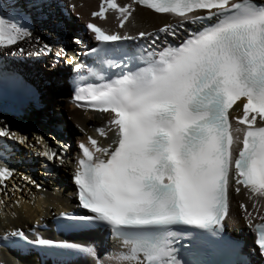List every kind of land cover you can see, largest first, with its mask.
Wrapping results in <instances>:
<instances>
[{
  "label": "snow or ice",
  "instance_id": "6c2138e0",
  "mask_svg": "<svg viewBox=\"0 0 264 264\" xmlns=\"http://www.w3.org/2000/svg\"><path fill=\"white\" fill-rule=\"evenodd\" d=\"M137 6L174 22L130 34L126 22L135 27ZM108 13L119 30L106 27ZM90 16L85 28L95 46L85 64L41 44L30 14L9 0L0 5V53L23 56L21 45L36 39L28 54L53 56V67L60 60L71 65L73 103L103 116L92 133L81 128L84 138L75 142L71 179L84 214L61 210L58 227L65 233L107 230L116 246L101 255L94 243L43 238L35 229L30 238L19 227L4 231L0 241L39 248L54 264H71L74 256L92 264H200L184 257L213 245L240 254V242L223 235L236 193L251 201L240 208L264 258V0H99ZM141 39L139 47H125ZM74 43L84 41L77 35ZM0 77L19 82L2 67ZM46 136L25 135L0 121L4 197L24 191L7 190L14 170L4 163L12 154L4 141L63 166L70 146ZM184 239L192 248L182 253Z\"/></svg>",
  "mask_w": 264,
  "mask_h": 264
},
{
  "label": "bare ground",
  "instance_id": "6f19581e",
  "mask_svg": "<svg viewBox=\"0 0 264 264\" xmlns=\"http://www.w3.org/2000/svg\"><path fill=\"white\" fill-rule=\"evenodd\" d=\"M16 1H19V7L30 14L33 37L38 38L41 44L49 43L53 46L54 50L64 49L69 57H74L80 50L79 45L74 43V38L77 36L76 31L79 28L78 26L85 24L89 19H93L90 13L97 9L99 3V0H67L68 5H76V8L73 10L71 7L64 12L62 7L59 6V3L64 0H46L41 3L38 0ZM120 2H123V0H120ZM58 8L61 12L58 10L57 13H55L56 11H54V9ZM77 14H79V18ZM67 18H69V20ZM174 19V17L167 14H156L148 9L137 6L135 11V27L127 24V22L126 27L130 34H134L139 30L150 31L152 28L160 27L165 23H173ZM58 20H62L63 22L58 24L55 22ZM106 27L119 30L117 29V22L111 13L107 14ZM44 30H47V33L52 35L45 36L43 34ZM21 46L26 49L23 56L5 55L2 53H0V56L8 63L16 64L18 69L24 72L36 74V78L38 76V79L46 78L51 80V77L54 76V80L56 81H54L53 86L60 89V85L56 84L59 83L56 73L67 71V69H65L66 67L62 66L63 61L60 60L56 62L55 67H53V56H40L52 63V68L50 67L49 69H54L55 75H53L51 71L43 72L37 68V63L31 64L29 62L32 61L34 57L39 59L38 56L28 55L29 52L35 51L36 47H38L37 40L32 39L23 43ZM73 52H75V54ZM25 60L28 63L26 62V64L23 65V61ZM29 82L34 84V89L31 90V92L38 88L35 81L30 79ZM50 101L54 102L55 106L60 109V116L58 113L53 114L51 111L43 116L41 113L43 110L40 111L39 106L28 101L23 102L20 108L7 102H0V121L7 123L13 131H19L25 135L31 134V136H43L46 133V138L49 137V135L47 133V127L43 126L44 124L49 127L55 125L56 128L57 126H63L64 130L52 131L51 134L53 139L60 140L62 144H65V137L74 134L77 140L83 139L84 133L80 131L81 128L84 129V132L92 133L94 128L99 126L100 122L103 120V116L99 113L84 114L82 109L70 105L69 96L63 91L59 94H52L50 96ZM89 116L93 119L89 120ZM4 142L9 145L12 154H15L16 157L20 156L22 159L19 162L18 160L12 159V156H10L8 160L4 161L8 167L14 170V175L7 181V190L11 193L14 191L13 185H16L17 188H23L24 191H15V195L10 196L8 199L10 201L8 202L7 197H4L3 193L0 192V199H5L7 202V206L0 205V234L17 227L26 232L27 229L33 228L37 224V221H48L52 214L60 212L61 210H69L76 206V197L74 195L76 190L71 175L74 166L72 160L77 151H75V153L74 150H70L72 149L70 148L65 164L63 166H54L43 157L36 156L27 146L13 144L11 141L7 140ZM33 167L39 168L41 171L40 176H33ZM69 175L70 180H68ZM20 176L31 177L42 187L37 189L30 184H26L25 186L21 184L23 186L21 187ZM17 199L21 201L20 205H16L15 201ZM241 203H244L247 207L251 204V201L247 200L243 195L232 193L227 222L231 227L241 230L242 235L247 239L246 250L250 251L253 247L252 242L254 234L250 231L243 219V210L240 208ZM36 233L43 238L47 237L52 239L74 240L81 243H94L97 251L101 255L112 250L116 246L113 240L109 241V239H107L105 231L100 229L77 234H66L56 231L54 227L50 225L48 230L36 231ZM254 258L257 264L259 256L255 255ZM0 264H52V262L48 259H40L35 253L30 251L27 255H21L20 253L0 245ZM71 264H92V261L79 257L78 259L72 260Z\"/></svg>",
  "mask_w": 264,
  "mask_h": 264
},
{
  "label": "rangeland",
  "instance_id": "374dc122",
  "mask_svg": "<svg viewBox=\"0 0 264 264\" xmlns=\"http://www.w3.org/2000/svg\"><path fill=\"white\" fill-rule=\"evenodd\" d=\"M59 10V8L58 9H54V11H56L55 13H57V11ZM60 11V10H59ZM61 12V11H60ZM59 12V13H60ZM57 15V14H56ZM59 21V20H58ZM58 21H55L56 23H60V22H63L62 20H60L59 22ZM52 32V31H51ZM43 34L45 35V36H51L52 34H48L47 33V30L45 31L44 30V32H43ZM24 63H23V65L24 64H26V60L25 61H23ZM31 64H36V63H33V61H29ZM28 63V62H27ZM62 65V64H61ZM40 66V65H39ZM38 66V63H37V68L39 69V70H41V71H43V72H47L44 68H41V66L39 67ZM63 66V65H62ZM64 67V66H63ZM66 69V68H65ZM30 74H31V76H32V78H30L32 81H35L36 82V84L38 85V88L37 89H39V90H34L33 92H30V93H32L33 95H29L28 97H29V99H27V101L28 102H32V103H34L35 105H37V106H39V110L40 111H42L41 113L43 114V116H45V115H47L50 111L54 114H59V116H60V109L59 108H57L56 106H55V103L54 102H51L50 101V96L52 95V94H56L55 92L57 91V90H59L60 92L59 93H61L62 91H64L66 88H65V86L63 87L62 86V84H61V80H59V83H56V84H59L60 85V89H58L57 87H55V86H53V83H54V81H56V80H54V81H51L50 79H46V78H41V79H38V76H37V78H36V74H34V73H32V72H30ZM57 75H59V73H56ZM58 79H59V77H58ZM39 80V81H38ZM45 80H47V81H50V82H52L51 83V85L53 86H51V85H46L44 82H45ZM49 97V98H48ZM26 102V101H25ZM48 104V105H47ZM67 123V122H66ZM44 127H47V129H48V127L49 126H47L46 124H44L43 125ZM50 137V136H49ZM65 142V141H64ZM66 144V143H65ZM74 146H75V143H74ZM72 144H71V146H70V148H72V149H70V150H74V147ZM12 156V159H14V160H18L19 162L22 160L21 159V157L19 158V157H16L15 156V154H12L11 155ZM15 156V157H14ZM17 158V159H16ZM33 176H40V174H41V171L39 170V168H37V167H33ZM21 180V183H20V185L22 184L23 186H25L27 183L22 179V177L20 176L19 177ZM68 180H70V175L68 176ZM21 185V187H23ZM9 199V197H7V202L8 201H10V200H8Z\"/></svg>",
  "mask_w": 264,
  "mask_h": 264
},
{
  "label": "water",
  "instance_id": "95a60500",
  "mask_svg": "<svg viewBox=\"0 0 264 264\" xmlns=\"http://www.w3.org/2000/svg\"><path fill=\"white\" fill-rule=\"evenodd\" d=\"M64 93H66V91H63ZM66 95H68L67 93H66Z\"/></svg>",
  "mask_w": 264,
  "mask_h": 264
}]
</instances>
